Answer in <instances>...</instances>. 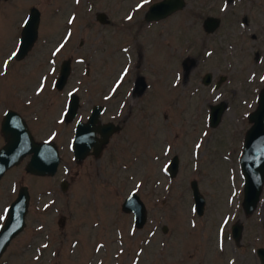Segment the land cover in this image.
I'll use <instances>...</instances> for the list:
<instances>
[{
    "label": "rangeland",
    "instance_id": "1",
    "mask_svg": "<svg viewBox=\"0 0 264 264\" xmlns=\"http://www.w3.org/2000/svg\"><path fill=\"white\" fill-rule=\"evenodd\" d=\"M157 1L0 0V120L17 111L35 139L53 140L60 153L52 176L26 172L24 161L0 180V226L18 187L30 194L26 225L0 264H260L264 184L245 214L239 157L264 85V0H185L168 17L146 21ZM32 6L40 11L38 37L16 60ZM207 16L220 21L212 32L202 26ZM67 59L70 75L57 90ZM71 92L80 107L67 123ZM219 102L225 110L211 127L210 106ZM93 105L103 107L101 123L122 129L97 158L77 162L75 119L85 120ZM174 155L178 172L169 178ZM191 180L205 199L202 215ZM131 192L147 209L141 229L121 210ZM233 224L242 227L238 241L228 238Z\"/></svg>",
    "mask_w": 264,
    "mask_h": 264
},
{
    "label": "water",
    "instance_id": "2",
    "mask_svg": "<svg viewBox=\"0 0 264 264\" xmlns=\"http://www.w3.org/2000/svg\"><path fill=\"white\" fill-rule=\"evenodd\" d=\"M186 5L185 0H159L152 3L145 14L146 21H158L181 10ZM99 21L104 20V15H98ZM40 22V11L37 7L29 8L28 14L23 21L20 38L15 50L14 58L23 59L32 49L37 37ZM219 19L207 16L203 21V29L206 32L214 31L219 25ZM71 71L70 60H64L59 68L54 87L62 90ZM224 77H220L222 81ZM211 81L210 73H206L202 83L207 85ZM218 86V82L215 87ZM78 96L72 93L65 114L67 119H73L77 114ZM225 103L219 102L210 106L208 120L211 127L216 126L225 110ZM101 106L94 105L87 121H77L72 139L71 150L73 158L80 162L87 156L97 158L104 146L108 144L110 136L118 131L120 127L113 122L95 124L100 121ZM251 123L247 129L239 165L243 177V199L242 208L245 214H250L255 209L262 186L264 183V85L257 97L256 108L248 114ZM1 132L5 136L6 143L0 148V178L9 168L17 165L26 155H30L29 161L24 169L26 172L39 176H52L56 173L60 156L54 143L37 142L32 137L25 120L14 110L6 111L1 123ZM96 133L100 137H96ZM178 172V156L174 155L167 164L169 178H173ZM62 188L66 184L62 181ZM193 197V208L198 215H202L205 206L204 196L200 193L196 180L190 182ZM30 203V194L26 185L20 186L15 198L10 202L6 210L3 224L0 226V258L8 245L24 229L25 218ZM124 213L133 215V227L141 229L147 221V209L136 192H131L121 204ZM165 230V227H163ZM232 235L240 236V228L236 224ZM261 264H264V247L256 250Z\"/></svg>",
    "mask_w": 264,
    "mask_h": 264
},
{
    "label": "flooded vegetation",
    "instance_id": "3",
    "mask_svg": "<svg viewBox=\"0 0 264 264\" xmlns=\"http://www.w3.org/2000/svg\"><path fill=\"white\" fill-rule=\"evenodd\" d=\"M56 80V79H55ZM54 83H55V81H54ZM215 85H216V83L214 84V87H215ZM64 89V88H63ZM74 93V92H73ZM72 94V92L71 93H69L68 94V96H67V103H66V107H65V111H66V109H67V106H68V102H69V96ZM78 98H79V96H78ZM78 106L80 107V102H79V99H78ZM94 106V105H93ZM93 106H91V108H90V111H89V114L85 117V120H81V119H79V118H76L75 119V123H74V131H75V126H76V123H77V121H81V122H85V121H87V119H88V117L90 116V114H91V111H92V108H93ZM79 109V108H78ZM8 110H13V109H7V110H5L4 112H3V114H2V117H1V120H0V148L1 147H3L4 146V144L6 143V139H5V136L3 135V133L1 132V123H2V120H3V118H4V115H5V113H6V111H8ZM15 111V110H14ZM65 111H64V113H63V121L64 122H67V123H71V122H73L74 121V119H67V116H66V114H65ZM102 111H103V107H101V114H102ZM17 112V111H16ZM78 112V111H77ZM18 113V112H17ZM19 114V113H18ZM21 117H22V115L21 114H19ZM77 115V114H76ZM101 116V115H100ZM23 118V117H22ZM24 119V118H23ZM25 120V119H24ZM25 122H26V120H25ZM101 123V120L98 122V123H96L95 125L96 126H98L99 124ZM26 125H27V127H28V129H29V131H30V133H31V135H32V137L34 138V140L35 141H37V142H50V143H54L53 142V140H51V139H40V140H37V139H35V137H34V135L32 134V132H31V130H30V128H29V126H28V124H27V122H26ZM116 125H118L119 127H120V129L118 130V131H116L115 133H113L111 136H110V138H109V142H110V140H111V138L113 137V135L114 134H117L119 131H121V129H122V125H120V124H116ZM73 136H74V132H73ZM73 136H72V139H73ZM96 137H100V135L98 134V133H96ZM72 139H71V141H70V144H72ZM244 140V139H243ZM108 142V143H109ZM55 144V143H54ZM108 144H106L105 146H104V148L107 146ZM57 147V146H56ZM104 148H103V150H104ZM102 150V151H103ZM60 154V153H59ZM29 159H30V155H26L23 159H21V161L17 164V165H15V166H13V167H11V168H9L8 170H6L5 171V173L2 175V177L0 178V180L4 177V175L8 172V171H10L11 169H14V168H18L24 161H25V165H26V163L29 161ZM74 159V158H73ZM25 165H24V167H25ZM264 184V183H263ZM20 186H22V185H20ZM20 186L18 187V189H17V192H18V190H19V188H20ZM262 188H263V186H262ZM262 191V190H261ZM261 195V194H260ZM259 200H260V197H259ZM259 200H258V202H259ZM10 204V203H9ZM258 204V203H257ZM257 206V205H256ZM5 213H6V211H5ZM4 221V220H3ZM236 224H233L232 226H231V233H230V235L228 236V238L229 237H231L234 241H238L239 239H240V236L238 237V238H235L232 234V231H233V227L235 226ZM238 225V224H237ZM239 226V228H240V235H241V232H242V227L240 226V225H238ZM227 237V236H226ZM257 248H259V247H257ZM257 248L255 249V254H256V250H257ZM256 256H257V254H256ZM258 258V257H257ZM259 260V259H258ZM259 263H260V261H259ZM261 264V263H260Z\"/></svg>",
    "mask_w": 264,
    "mask_h": 264
},
{
    "label": "snow or ice",
    "instance_id": "4",
    "mask_svg": "<svg viewBox=\"0 0 264 264\" xmlns=\"http://www.w3.org/2000/svg\"><path fill=\"white\" fill-rule=\"evenodd\" d=\"M130 18V17H129ZM16 54L15 53H13V56H15Z\"/></svg>",
    "mask_w": 264,
    "mask_h": 264
}]
</instances>
